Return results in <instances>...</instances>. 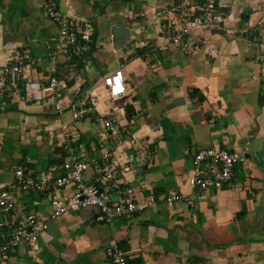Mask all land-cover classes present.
Wrapping results in <instances>:
<instances>
[{"label":"crops","instance_id":"obj_1","mask_svg":"<svg viewBox=\"0 0 264 264\" xmlns=\"http://www.w3.org/2000/svg\"><path fill=\"white\" fill-rule=\"evenodd\" d=\"M169 1L180 0H0V71L11 49L21 47L33 56L27 77L45 82L54 75L58 81L56 94L39 101L27 100L22 91L6 95L0 87V186L14 179L16 167L60 174V130L66 124L70 144L86 156L108 150L118 163L134 161L128 142L115 147L106 137L101 119L110 115L128 126L140 152V161L118 174L120 181L136 200L153 197L144 209L110 223L94 220L90 206L69 210L48 221L37 250L19 244L8 264H111L104 255L110 239L129 264H264V166L245 158L217 189L186 183L197 149L245 154L246 144L264 137V0H213L223 20L195 30L184 49L168 42L169 31L161 27ZM48 4L91 20L94 36L85 56L49 54L57 28L45 13ZM114 20L129 30L120 49L112 47L108 31ZM246 30L250 37L242 35ZM115 68H121L127 92L110 101L100 80ZM89 94L93 114L73 121L69 106ZM57 100L61 112L54 108ZM125 104L132 107L129 118ZM83 178L91 182V172ZM169 192L182 197L168 204ZM18 201L38 216L48 212L39 192L23 193Z\"/></svg>","mask_w":264,"mask_h":264},{"label":"built area","instance_id":"obj_2","mask_svg":"<svg viewBox=\"0 0 264 264\" xmlns=\"http://www.w3.org/2000/svg\"><path fill=\"white\" fill-rule=\"evenodd\" d=\"M47 17L55 24L57 36L55 45L49 51L51 56L82 58L89 51L93 42L94 26L91 20L77 19L56 8L53 4L46 7ZM163 29H167L168 42L184 49L192 34L208 24L223 20V15L215 11L213 0L197 2L195 0L169 1L163 7ZM199 35V34H198ZM187 38V40H184ZM144 44V43H143ZM211 53L214 48L206 46ZM33 62L31 52L26 48L11 49L7 62L0 71V87L6 95L22 91L27 100L39 101L46 96L55 95L58 81L49 75L45 82H38L27 77L25 68ZM20 80V83L18 82ZM102 87L107 100L114 101L127 92L121 68H115L101 76ZM259 99L264 107V74L259 83ZM57 112L62 111L60 101L54 104ZM71 119L79 121L95 109L94 95L89 94L86 101L69 106ZM104 133L111 146L128 142L132 148L134 161H140V152L135 145L128 126L114 116L101 119ZM69 124L60 130L61 150L64 159L60 164L61 173L53 175L47 170L37 175L32 170L25 172L16 167L14 179L0 186V264H8L10 253L22 243L31 250H37V238L47 228L49 220L61 214L81 207H93L96 210L94 220L110 223L113 219L130 215L144 209L153 201L151 195L142 201L136 200L133 190L123 185L118 174L131 170L134 161L130 157L123 162H116L110 151L98 155L86 156L84 151L75 149L71 144ZM245 161L244 150L236 151L218 147H202L191 155V166L186 178L190 187L200 189L220 188L230 180L233 167ZM90 171L91 182H85L83 174ZM70 187L71 193L64 195L60 189ZM35 191L43 194L48 201V212L38 216L18 201L19 195ZM111 192L116 195L113 197ZM179 192H169L164 200L169 204L181 199ZM104 255L111 264H129L124 251L110 239L104 248Z\"/></svg>","mask_w":264,"mask_h":264},{"label":"water","instance_id":"obj_3","mask_svg":"<svg viewBox=\"0 0 264 264\" xmlns=\"http://www.w3.org/2000/svg\"><path fill=\"white\" fill-rule=\"evenodd\" d=\"M111 36V43L114 49H120L125 45V42L129 39V30L123 26L121 20H114L111 22L109 28ZM251 31L246 30L242 32V35L251 36ZM247 145V144H246ZM244 146L247 152L244 154L245 158L253 159L261 168L264 166V137L260 138L257 142H254L251 146Z\"/></svg>","mask_w":264,"mask_h":264},{"label":"trees","instance_id":"obj_4","mask_svg":"<svg viewBox=\"0 0 264 264\" xmlns=\"http://www.w3.org/2000/svg\"><path fill=\"white\" fill-rule=\"evenodd\" d=\"M83 87H85V85ZM124 111H125V116L129 118L130 115L132 114V107L129 104H125ZM61 153L64 154L63 151H61Z\"/></svg>","mask_w":264,"mask_h":264}]
</instances>
